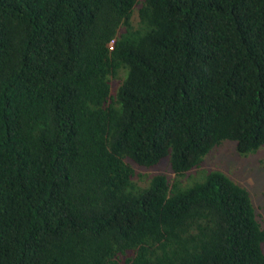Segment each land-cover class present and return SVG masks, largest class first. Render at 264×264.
I'll return each instance as SVG.
<instances>
[{"label":"trees","instance_id":"1","mask_svg":"<svg viewBox=\"0 0 264 264\" xmlns=\"http://www.w3.org/2000/svg\"><path fill=\"white\" fill-rule=\"evenodd\" d=\"M225 141L264 145V0H0V264H264L248 190L191 174Z\"/></svg>","mask_w":264,"mask_h":264},{"label":"rangeland","instance_id":"2","mask_svg":"<svg viewBox=\"0 0 264 264\" xmlns=\"http://www.w3.org/2000/svg\"><path fill=\"white\" fill-rule=\"evenodd\" d=\"M168 162V158H164L152 167L134 165L137 182L144 184L147 178L155 174H163L170 179L173 173ZM213 168L224 172L248 190L255 208L256 219L264 229V145L255 153L242 156L236 153L233 141H225L205 156L203 167L199 169L201 171L193 170L191 174H199Z\"/></svg>","mask_w":264,"mask_h":264}]
</instances>
